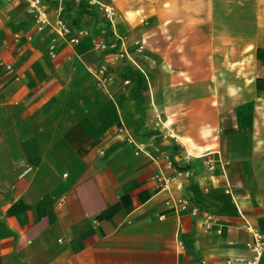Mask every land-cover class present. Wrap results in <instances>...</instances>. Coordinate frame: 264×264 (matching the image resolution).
I'll use <instances>...</instances> for the list:
<instances>
[{
	"label": "crops",
	"instance_id": "1",
	"mask_svg": "<svg viewBox=\"0 0 264 264\" xmlns=\"http://www.w3.org/2000/svg\"><path fill=\"white\" fill-rule=\"evenodd\" d=\"M41 4L37 27L0 0V264H245L264 238V0Z\"/></svg>",
	"mask_w": 264,
	"mask_h": 264
},
{
	"label": "built area",
	"instance_id": "2",
	"mask_svg": "<svg viewBox=\"0 0 264 264\" xmlns=\"http://www.w3.org/2000/svg\"><path fill=\"white\" fill-rule=\"evenodd\" d=\"M28 1H29L30 10L32 12H34L37 27H42L43 25L46 24L47 21H46L45 10L42 7L41 0H28ZM102 12H103L105 18L107 19V21L110 23V25H112V21L115 18L114 9L111 6H102ZM59 30H60L59 35L69 33V30L66 27H63L62 25H60ZM82 36H84L83 32L79 31L76 34L70 36L68 41L70 43H75ZM97 45L100 47H103V48L106 47L104 42H102V41H98ZM135 48L138 51L143 50V48H144L143 42L142 41L135 42ZM119 54H121V53H119ZM125 83H127V81ZM122 131H123V128L118 129V133H120ZM168 136L173 138V136L171 134H168ZM30 171H31V167L28 165H24L23 170L20 172V176H26ZM175 172H176L175 176L170 178L169 181L174 182V184L178 188H181V183L179 181V178L183 175H187V173L186 172L183 173L181 171H175ZM176 204L178 206H180V209H185L189 204V200L186 197L181 196L176 201ZM252 235H253L252 242L248 245V248L251 252V256L248 260L245 261V264H258L260 259L262 258L263 254H264V238L262 237V235L258 231H255V230L252 232ZM236 261H238V260H236ZM227 263H231V260L229 259Z\"/></svg>",
	"mask_w": 264,
	"mask_h": 264
},
{
	"label": "rangeland",
	"instance_id": "3",
	"mask_svg": "<svg viewBox=\"0 0 264 264\" xmlns=\"http://www.w3.org/2000/svg\"><path fill=\"white\" fill-rule=\"evenodd\" d=\"M144 44V43H143ZM144 49V48H143Z\"/></svg>",
	"mask_w": 264,
	"mask_h": 264
}]
</instances>
